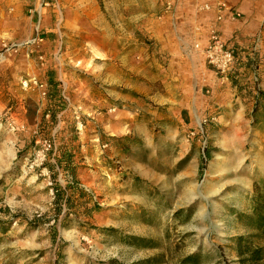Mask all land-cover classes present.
<instances>
[{"label":"rangeland","instance_id":"374dc122","mask_svg":"<svg viewBox=\"0 0 264 264\" xmlns=\"http://www.w3.org/2000/svg\"><path fill=\"white\" fill-rule=\"evenodd\" d=\"M174 6L0 0V264H264V53L220 82ZM118 56L146 89L114 136L70 84ZM154 60L186 93L152 88Z\"/></svg>","mask_w":264,"mask_h":264},{"label":"crops","instance_id":"0c3cea01","mask_svg":"<svg viewBox=\"0 0 264 264\" xmlns=\"http://www.w3.org/2000/svg\"><path fill=\"white\" fill-rule=\"evenodd\" d=\"M176 6L172 8V21L175 23L184 21L186 24L192 25L191 28H196V40L199 44H203L209 34L210 27L215 25L219 29L221 36L228 41L230 45H235L244 54H247V49L256 41H259L256 54L263 56L264 53V0H175ZM225 5L240 13L241 17L237 20H231L225 12L218 11L219 5ZM207 5L208 11H200L199 7L193 12L195 6ZM218 15H222L221 21H216ZM221 17V16H220ZM198 55L199 53L196 52ZM167 61L175 63L176 58H169ZM199 56H201L199 54ZM254 56H249L254 57ZM259 56V57H260ZM193 62V61H192ZM156 60L150 64V70L147 78L149 84L156 87H165L166 92L172 88L186 93L188 81L182 75L174 77L168 70H162ZM131 72L126 73L125 62L118 56L116 64L107 63L101 65L93 75L91 71L84 72L76 70V76L70 86L75 92L71 95L74 106L82 109L113 108L109 110L108 117L102 120L103 127L109 135H120L123 125L122 118L125 113L121 107L132 105L138 94L146 89V83L141 80L142 67L140 65H132ZM180 67H183L182 63ZM193 67V66H192ZM195 69H198L195 66ZM99 77V78H98ZM264 80V74L262 75ZM99 79L100 86L94 87L93 81ZM177 80V81H175ZM150 88V86H149ZM150 88V89H152ZM156 99H160V94L156 93ZM168 97L166 96V99ZM186 95H184V98Z\"/></svg>","mask_w":264,"mask_h":264},{"label":"built area","instance_id":"2783aa9c","mask_svg":"<svg viewBox=\"0 0 264 264\" xmlns=\"http://www.w3.org/2000/svg\"><path fill=\"white\" fill-rule=\"evenodd\" d=\"M217 9L220 13L225 12L231 20H237L241 17L239 12L225 5L221 4ZM201 10L208 11L209 6L205 5L200 8ZM220 16L218 15L216 21L222 20V15ZM258 42L255 39V43L247 49L248 53L244 54L235 45H230L221 36L219 29L213 25L210 27L205 42L196 44L194 49L202 56L207 70L213 72L220 82H229L232 78H238L246 66L247 57L254 56Z\"/></svg>","mask_w":264,"mask_h":264},{"label":"trees","instance_id":"16d2710c","mask_svg":"<svg viewBox=\"0 0 264 264\" xmlns=\"http://www.w3.org/2000/svg\"><path fill=\"white\" fill-rule=\"evenodd\" d=\"M263 185H264V179H261L258 182H254L253 184V190L255 193L253 210L256 216V225L258 227L257 231L259 232L264 231V216L261 214V211L264 210V207H262V203H264V195L263 193H261V189ZM251 257L252 259H258V253L257 252L251 253Z\"/></svg>","mask_w":264,"mask_h":264},{"label":"bare ground","instance_id":"6f19581e","mask_svg":"<svg viewBox=\"0 0 264 264\" xmlns=\"http://www.w3.org/2000/svg\"><path fill=\"white\" fill-rule=\"evenodd\" d=\"M194 70H195V68H194ZM195 116H196V120H197V125L200 126V125H201V122H200V120H199V118H198V116H197L196 113H195ZM245 158H246V157H241V158H240L241 163L244 162ZM32 180H33V179H32ZM240 184H241V185H244V182H241Z\"/></svg>","mask_w":264,"mask_h":264}]
</instances>
